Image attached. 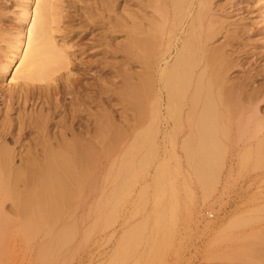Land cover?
I'll list each match as a JSON object with an SVG mask.
<instances>
[{"label":"bare ground","instance_id":"1","mask_svg":"<svg viewBox=\"0 0 264 264\" xmlns=\"http://www.w3.org/2000/svg\"><path fill=\"white\" fill-rule=\"evenodd\" d=\"M31 1L22 2L26 19ZM51 4L36 0L29 28L14 32L0 54V264H12L14 224L29 239L55 222L62 226L35 262L62 264L63 245L77 234L76 209L91 202L105 217L102 208L136 185L155 190L153 225L170 222L169 158L175 169L185 159L207 188L231 143L244 167L264 176V25L228 21L222 0H93L79 13L80 28L65 30L71 51L48 36ZM72 15L67 9V23ZM7 200L15 216L4 209ZM139 229L111 264L133 254ZM158 236L149 239L144 264L172 248L173 235ZM219 236L206 244L222 246L227 237L231 252L211 245L223 253L204 248L208 256L201 252L197 264L258 262L263 235Z\"/></svg>","mask_w":264,"mask_h":264},{"label":"rangeland","instance_id":"2","mask_svg":"<svg viewBox=\"0 0 264 264\" xmlns=\"http://www.w3.org/2000/svg\"><path fill=\"white\" fill-rule=\"evenodd\" d=\"M24 1L0 0L1 55L4 49L13 44L10 41L13 42L14 40V32L21 30V28L25 32L30 26L36 0H32L29 4L30 10L27 19L24 18V15L20 11L23 8L22 2ZM91 1L93 0H51L53 4L51 5L54 6L53 11L56 15H53L54 21L51 23L49 30L51 32H48V36L50 37L52 34L50 38L51 40L53 39L54 43H57H55V46L59 48L66 43L67 47L66 45L65 47L67 49L72 51L74 47L76 48V46L70 45L74 39H70L69 36L66 37L64 35L65 30L71 26H76L75 28L77 29L80 28L78 27L80 24L79 13ZM222 2L226 4V1L222 0ZM232 2L228 3L229 5L226 4L227 9L225 11L227 13L231 11L230 15L226 13L229 17L225 16L226 19H229L228 21H232L238 25L246 23L245 25L250 27L253 25H264V0H232ZM67 9L72 10L73 13L70 23H67L68 18L65 17ZM222 17L224 15H221ZM225 18L222 19L225 20ZM237 18L239 21H237ZM8 44L9 46H6ZM1 105L0 98V107ZM164 144H166V148L170 149V141ZM228 148L229 150L233 149V153H228L221 161L219 160L220 165L217 162L216 168L219 170L215 169L216 173L211 175L213 179L210 177L211 182L210 184L208 183L210 186H207V188L202 186L203 183H201L202 181L200 182V179L195 178L196 176H194L192 168L185 159H180L177 169H175L177 165H175L174 159H167V164L170 167V176L175 183V204L172 220L168 223H159L161 224L160 227L159 225L155 227L154 225L156 224L153 225L155 211L159 210L160 207L154 201L155 190L151 187L141 190V186L136 185L133 191L131 190L120 197L113 207L106 206L102 208L103 216L104 214L106 215L102 218H98V210L96 211L93 206L94 204L91 202L76 209L71 221L76 225L77 234L68 243L63 245L65 255L61 260L62 264H111L116 259V256L120 258L119 251L122 250L123 244H132V237L136 235L134 231L137 228H141L142 230H138L140 232L139 243L133 254L127 257L124 264H136L137 260L139 264H144L146 260L144 255L147 249H149V239L159 238L160 236L158 235L163 234L173 235V238L171 237L173 241L171 240L172 243L170 244L172 248L168 247L169 251L166 250L167 248L164 249L166 255L162 256L163 258L161 259L164 262L159 261L155 264H165V261L170 262V264H197L199 254L201 252L205 253V249L207 250L206 252L211 249L212 253L216 248L218 250V246L220 248L223 246V251L224 245L229 250L226 251L227 249H225L224 252H231L230 248H228L230 246L226 244L229 243L227 241H230V239L227 240L226 236L234 238L236 235L252 234L263 235L264 239V197H262L264 196V176H260L258 170H249L250 168L244 167L235 145L228 143ZM153 162L146 164L149 166L148 177L154 172L156 161ZM107 188L106 192H104L105 194L109 193V188ZM4 209L10 214H14L9 200L5 201ZM256 210L257 212H255ZM12 216H15V214ZM238 218L243 219L239 220ZM234 219H238L236 223H234ZM238 222H245L246 224H238ZM14 225L17 226V224ZM16 226H13L12 234L9 235V245L12 254L10 260H12V264H36L35 257L37 250L62 225L59 222H55L52 225L46 226L40 233L29 239L18 235ZM163 229L167 233L160 234L163 232ZM82 235H87L84 241L80 240ZM153 235L155 236L153 237ZM219 235L226 237L224 238L226 240H222V244L226 241L224 245H218L220 242L218 244L215 243L216 245L213 243L211 245L215 246L214 249L210 244H206L207 239L213 236L220 237ZM260 239L262 241L259 245L262 244L264 246V240L261 237ZM204 243L207 245V248L204 246ZM262 245L258 250L261 253H258V258L261 256L263 259L264 253L260 252L264 248ZM219 252H217V255H219ZM204 253V256H208L210 252ZM258 258L257 261H260V263L257 262L256 264H264V259L260 258L261 260H258Z\"/></svg>","mask_w":264,"mask_h":264}]
</instances>
